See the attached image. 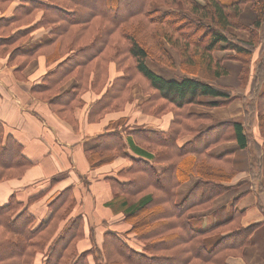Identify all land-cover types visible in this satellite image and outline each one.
Listing matches in <instances>:
<instances>
[{
    "label": "trees",
    "instance_id": "trees-1",
    "mask_svg": "<svg viewBox=\"0 0 264 264\" xmlns=\"http://www.w3.org/2000/svg\"><path fill=\"white\" fill-rule=\"evenodd\" d=\"M11 1L0 0V6L5 8ZM149 1L17 0L12 16L0 18V30L9 29L7 33H0V47H14L8 56L9 62L18 57L23 59L18 62L16 71L36 53L54 44L69 42L65 53L57 50L46 55L47 62L61 57L62 60L44 74L41 84L30 87L34 94L50 93L49 102L64 97L77 99L84 90L91 89L99 96L88 107L86 116L90 120L123 100L129 85L138 79L143 81L145 89H151L148 101L139 107L141 111L160 115L169 109L167 102L175 110L172 109L174 116L166 130L126 127L125 132L142 140V147L132 144L139 157L132 156L131 164L106 177L111 197L105 203L109 211L123 214L119 219L127 224L125 229L114 230L105 219H96L92 229L89 208H77L78 200L71 186L49 202L48 218L33 226L35 216L28 206L38 195L25 203L11 194L6 202L0 203V264H228L226 257L232 252H241L249 243L255 226L260 224L243 225L242 211L233 208L225 220L206 230L190 225V213L208 208L216 196L230 189L231 185L226 182L235 171L213 164L209 168L207 163L215 160L230 163L231 155H208L205 135L202 139L196 138L197 133L194 134L192 128L183 127V121L191 122L196 116L184 112L187 116L184 119L180 110L197 103L223 106L233 99L220 86L199 78L195 72L201 61H205L218 75L225 74L226 70L212 52L229 49L235 53L232 57L243 62V78L251 73L248 86L251 98L244 100V104L254 110L255 128L264 135V89H261L264 43L259 44L258 38L255 41L258 28L264 24V0H205L204 4L197 0H152L168 6L164 11L150 9ZM246 3L254 10L249 24L239 19ZM22 25L26 26L19 28ZM40 26L49 28L48 40L27 51L21 50L20 43L14 45ZM232 28L247 31L249 38L241 40L231 33L229 29ZM165 43L181 52V67L185 73L179 78L164 77L146 63L150 58L171 67L174 65ZM73 44L76 45L72 47ZM256 46L258 60L250 69L247 57H251ZM110 63L114 64V69ZM114 70L118 73L109 80V72ZM70 76L76 79L75 85L52 94ZM203 96L213 99L203 101ZM220 97L225 98L219 100L223 99ZM118 108L115 110H120ZM223 129L229 133L225 135ZM183 130L192 132V138L179 143L177 137ZM221 131L224 137L220 140H234L239 148L251 143L256 149L254 160L257 161L264 140L257 143L239 120H225L214 127L216 134ZM122 133L124 131L119 128L109 126L98 134L96 145L85 150L91 167L125 155L126 143L130 145V142H125ZM3 135L0 126V181L21 175L30 165L21 154V145L10 136L3 139ZM153 146L169 149V154L174 151L179 157L152 160L154 156L147 154L145 149ZM156 165H162L161 169ZM122 173L128 178L122 179ZM186 173L197 174L198 179L182 198L177 199L176 189L187 180ZM126 195L136 200L130 203ZM8 231L15 237L7 236ZM130 233H134L133 239L129 238ZM212 233L220 234V238L208 245L203 239ZM81 241L87 243L82 250L78 248Z\"/></svg>",
    "mask_w": 264,
    "mask_h": 264
},
{
    "label": "crops",
    "instance_id": "crops-1",
    "mask_svg": "<svg viewBox=\"0 0 264 264\" xmlns=\"http://www.w3.org/2000/svg\"><path fill=\"white\" fill-rule=\"evenodd\" d=\"M16 3L17 0H12L7 7L3 10L0 9V18L11 17ZM24 26L26 25L19 28ZM47 31L49 30L44 26L32 30L29 38L20 44L21 48L25 51L31 50L46 41L48 39ZM8 56H0V126L4 132L3 139L5 136H10L19 143L21 154L30 162V165L21 175L0 181V203L6 202L11 194H14L18 201L25 203L28 198L38 195V198L28 206V210L35 216L34 221L39 222L47 219L50 215L47 206L49 202L63 189L71 186L78 200L77 208H89V221L92 229H94L96 219H105L110 228L120 230L122 223L118 218L120 213H113L105 208V203L111 197L106 177L127 167L132 156L139 157L133 151L132 144L141 146L134 142L132 134L125 132L126 127H130V118L128 117V121L120 120L127 115V110L107 112L100 120H88L86 116L88 107L99 96L95 91H85L82 95L84 104L75 107V105L73 106L75 98L68 97L66 100L64 97L60 101L49 102L38 97L30 89L34 84H41L44 74L60 62L62 57L52 63H47L42 55L33 58L20 72L24 76L22 78L15 70L17 64H10ZM114 75L115 72H110V76ZM74 85L75 81L70 78L63 88L67 90L68 87L71 88ZM144 98L143 95H140L135 100L141 102ZM201 98L213 99L211 96ZM232 104L227 107L217 106L214 109H222V113L217 115L224 116L221 118L223 120L238 117L237 106ZM63 110H67L71 115L66 117V115L62 116L58 113ZM240 114H242L241 109ZM170 117L171 113L167 112L160 116L144 114L139 119L148 118L144 121V125H148V127L144 128H150L152 124L153 128L163 131L169 127ZM109 126L124 131L123 139L125 142L128 140L130 145L126 143L125 155L118 156L109 163L91 167L86 159L85 150L96 145L98 134L103 133ZM229 143L234 148H239L236 142ZM119 165L121 166L118 167ZM187 187L188 184L185 190ZM221 197L214 201V205L220 202ZM236 197L234 208L242 211L241 223L249 225L261 222V224L255 228L250 236L249 244L245 247H253L254 255L245 258L230 256L226 262L229 264H260L259 261H262L264 264V189L260 186L255 188L254 183L244 192L237 193ZM233 198L234 196L220 202L215 208L216 212L220 211V215L225 217L233 207L231 204ZM215 210L213 211L215 212ZM218 218L214 214H205L195 218L193 226L204 228L217 221ZM209 239V244H207L211 245L214 240L210 241ZM79 245L78 248L82 250L87 243L83 242ZM37 260H40V256L37 257Z\"/></svg>",
    "mask_w": 264,
    "mask_h": 264
},
{
    "label": "rangeland",
    "instance_id": "rangeland-1",
    "mask_svg": "<svg viewBox=\"0 0 264 264\" xmlns=\"http://www.w3.org/2000/svg\"><path fill=\"white\" fill-rule=\"evenodd\" d=\"M197 1L202 3V4L205 3V0H197ZM92 2L93 1H91V3ZM149 3H150L149 7L151 6L150 9H158V10H163V11L168 9L167 8L168 6H165L164 4L159 3V2H153L151 0V1H149ZM178 5L182 6V2H179ZM243 7H242L243 10L240 12V15H239L240 18L239 19L241 22H243L245 24H249V22H251L253 19L254 10L250 7V3H246L245 6H243ZM0 9L3 10L4 8H2L0 6ZM172 9H175V8H172ZM178 9H180V8H177V10ZM193 18L197 19L198 17L193 16ZM46 28L49 30L48 27H46ZM3 30H5V29H1L0 33H7V30H9V29H7L6 31H3ZM229 30H231V33H233L236 37L240 38L241 40L242 39L246 40L249 38V33L245 30H237L235 28H232ZM47 33H48V38H49V31H47ZM257 33H258V35L256 36L255 41H257V38H258L259 44H263L264 43V24H262L261 27L258 28ZM27 38H29V37H27ZM27 38L15 43L14 45L16 46L19 43L21 44ZM75 45L76 44H73L72 47H74ZM165 45L167 46L168 52L170 53V56L174 61V65L172 67L165 64L164 62H160L157 60L154 61L150 58H148L146 60V63L153 71L163 75L164 77L179 78L180 76H182L185 73L183 70L184 68L181 67V64H182L181 63V56H182L181 52L177 47L170 46L167 43H165ZM68 47H70L69 42L68 43L62 42V43L57 44V45L54 44L51 47L47 48L46 50L40 51V52L36 53L35 55H33L32 57H30L28 59V61L25 62V64L23 65L22 69L33 58H37L39 55H42L43 58L45 57V60H46V57H47L46 55H49V54H51L57 50L65 53L67 51V49H69ZM13 49H14V47L11 48V47H8L6 45H2L0 47V56H3V55L5 56V55L11 54ZM21 50L25 51L22 48H21ZM212 54L216 58V60H218L221 63V65L224 67V69L226 70V73L218 75L217 73H215V70L212 67H209L206 65L205 61H201V63L198 65L199 67L195 71L196 75L203 80H206L208 82H211V83H214V84L220 86V88H222L226 92H228L229 97L233 96V99L227 105H223V106L220 105L219 107H227L234 102L232 105L237 106L236 109H237L239 116L223 120L221 118H224V116L217 115V114L222 113V109L217 110V109H214L216 106L211 107V106L204 105L202 103L191 104V105L184 107V109H182L180 111H181L184 119H185V117H187L186 115H183L184 112L188 116H191V117L196 116V117L194 119H192L191 122L183 121V123H184L183 127L187 128V129L192 128L191 129L192 132L194 134L197 133V135H194L196 138L202 139V137L205 135V140H207L206 145L209 146V148L206 149V153L208 155L218 156V155H221L224 153H227V154L230 153V155H231L230 163H223L221 161L215 160V161H211V162L207 163L209 168L211 167V164H213L214 166L224 167V169H227V170L232 169L235 171V174L231 178V180L226 182V183H228V185H231L230 189H228L227 191L222 192L221 194L216 196L212 200V202L208 208L203 209V210H201V209L200 210H194L190 213V215H189L190 225L193 228L199 229V230H206V229L210 228L211 226H213L214 224L225 220L226 217L229 216L230 212L234 208L236 194L237 193L240 194L241 192H244L246 190V188L250 187L251 184L255 183V188H258V186H260L261 188L264 189V147L261 148L260 156L258 157L257 161H255L254 156L257 154V152L251 143H248V146H246V148H241V149H239L237 147L234 148L233 145L231 143H229V142H235L234 140H228V139L220 140L221 137H224L223 131H221L219 134H216L214 132V127L217 126L218 124L222 123L225 120H239L243 123V127H244L245 132L247 131L248 135L249 136L251 135L256 140L257 143L261 144L262 141L264 140V135H260L258 129L255 128L256 121H254V115H255L254 110L253 109H252V111L249 110L244 104V100L247 101L249 98H251V94L249 93V90H248V86H249V82H250L249 77H250L251 73L249 72L243 78L242 71H241L243 68V65H242L243 62L232 57L235 54L234 51H232V50L214 49ZM257 56H258V48L256 46L255 50L251 54V57L250 56H249L250 58L247 57L248 58L247 60L249 61L248 66L250 69H253L254 63L257 62V60H258V59H256ZM22 60L23 59L21 57H18V58H16L15 61H10L9 63L10 64L16 63L18 65V62H20ZM46 62H47V60H46ZM47 63H52V61H49ZM110 64L114 69V67H115L114 64L113 63H110ZM196 67L197 66H195L193 68V70H195ZM22 69H20V71H17V73H19L20 77L24 78V76L22 74H20ZM90 72L92 73L93 69H91ZM114 72L116 73L117 71L114 70ZM217 72H219V71H217ZM109 74H110V72H109ZM111 77L112 76L109 77V80L111 79ZM70 78H73V80L76 83V79L73 76H70L67 79H65L61 84H59L57 86V88H55V90L52 91V94L54 92H57V91H60V92L64 91L65 88H63V87L66 85L67 81ZM68 88H70V87H68ZM261 89H264V83L262 84ZM89 90H91V89H89ZM85 91H87V89L84 90L80 94V96L74 101L73 106L75 105V107H76V106H81L84 104V100L82 98V95ZM150 92H151V89H148V88L145 89V84H143V81L136 79L129 85V89H128V91H126V94L124 95V99L120 100L115 106L113 105L114 107L113 106L109 107L105 113H107V112H118V111H121L122 109H125V110H127V112H126L127 115L122 117V120L128 121V119L130 118V121H131L130 127H133V128H135V127L142 128L143 127L144 128V127H148V125L147 126L144 125V121L147 120L148 118H146L145 120H143V119L140 120L139 119L140 116L142 117V116H144V114L152 115V116H160V115L168 112V113H171L170 122H168V125L171 124L173 116H174L173 112L175 110L173 109L174 106L172 104H170L169 102H167L166 104H167V106H170L171 108L167 107L169 109L167 111H165L164 113H161L160 115H154V114H150L148 112L144 113V111L140 110V108H139L140 105L143 103H146L148 101V99L150 97ZM35 94L38 97H41V98L46 99V100H48L49 99L48 96H50V93H44V92H37ZM140 95H143L145 98L143 101L138 102L135 99L140 97ZM220 98H223V99H219V100H224L225 97H220ZM125 100H126V102H125ZM161 100H163V99H161ZM201 100L207 101L206 98L205 99L201 98ZM209 100H211V99H209ZM157 102H158V100H157ZM158 104H159V102H158ZM118 107H121V108H118ZM116 108H118L120 110H115ZM240 109L242 111V114H240ZM58 113H60L62 116L66 115V117L71 115V114L69 115V112L67 110L59 111ZM105 113L100 115L99 117L92 118L91 120L92 121L98 120V119L100 120L101 117H103L105 115ZM181 113H178V114H180V116H181ZM114 114L116 115V113H114ZM215 116H217L218 118H216ZM186 120H189V119L187 118ZM150 126H152L150 128H153L152 124ZM179 130H180V127L178 128V131ZM223 130L225 131V135H227V133H229L225 129H223ZM192 132L190 133L188 130H183L182 134L177 137V142L181 143L183 141H186L187 139H191L192 134H193ZM195 137H193V138H195ZM132 139L134 140V142L136 144H138V145L141 144V141H142L141 139H139L137 137H133V136H132ZM217 139H219L220 141L218 140V141L214 142L213 144H210L212 141L217 140ZM222 149H224V150H222ZM145 151L149 155L152 154L155 157V158L153 157L152 160L156 159V161L160 160L161 158H165L166 156H167V158L172 157L174 159H176V157H179V155L174 153V151L172 152V154H169L170 153L169 149H163V148L159 149V148H156L155 146H153L151 148L149 147V149H145ZM163 153H165V154H163ZM161 154H163V155L161 156ZM196 156L197 155H195L194 157L196 158ZM131 163H132V161L130 159V164ZM103 164H106V163H103ZM103 164H101V165H103ZM163 165H165V164L163 163ZM120 166L121 165H119L118 167H120ZM118 167H116V168H118ZM157 168L161 169V167H159V166H157ZM186 175H187V180L182 182V184H180L176 189V198L177 199L182 198L187 193V191L191 187V185L194 184L198 179L197 174L193 173V175H192L190 173L189 174L186 173ZM120 177L121 178L125 177L126 179L128 178V176L124 173H122V176H120ZM214 177H217V176L215 175ZM187 184H188V187H187V190H185ZM241 190H243V191H241ZM232 196H234L233 201L231 202V204H233V207L225 217H222L220 215V211L216 212L217 209L215 210V208L218 204H220V202H222L226 199L229 200V197H232ZM125 197H126L127 201L130 203L136 200V198L132 195H126ZM220 197H221L220 202L218 204L214 205V201ZM213 210H215V212ZM205 214L206 215L207 214H211V215L214 214L215 216H217L219 218L217 219V221L213 222L212 224H210L204 228H196L195 226H193V225H195V221H193V220L195 218L201 217L202 215H205ZM118 216H119L118 218H120V217H121V219L123 218V214L122 215L118 214ZM95 218L96 217L94 216V219ZM34 224H36V221H34L31 224V226H33ZM260 224H261V222H260ZM260 224H257L255 226V228L258 227ZM126 225H127L126 223L122 222L120 224V229L121 230L125 229ZM255 228L253 229V231L255 230ZM253 231H252V233H253ZM0 233H2V232H0ZM6 233H7L6 235L9 237L10 236L15 237V234L10 233L9 231ZM128 236L130 239H133L134 233L133 234L130 233ZM219 238H220V234H213L212 233V234H208V235L204 236L203 241H205V243H208V239H209L210 241L214 240L212 242V243H214L215 240H218ZM249 242H250V240H249ZM79 244L80 245L83 244V241L79 242L78 245ZM97 246H98V248H100L99 245H97ZM83 247H84V245H83ZM245 247H243V249L239 253L238 252H232L230 255H228L226 257V259L230 256H234V257H238V258L252 257L251 255L252 254L254 255V248L253 247L252 248H245ZM256 259H255V263L257 262ZM259 262H260V264H262V261H259Z\"/></svg>",
    "mask_w": 264,
    "mask_h": 264
}]
</instances>
